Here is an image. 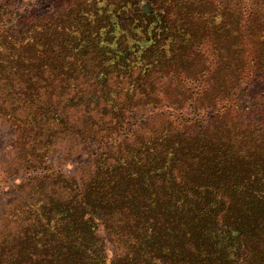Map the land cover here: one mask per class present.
<instances>
[{"label": "trees", "instance_id": "obj_1", "mask_svg": "<svg viewBox=\"0 0 264 264\" xmlns=\"http://www.w3.org/2000/svg\"><path fill=\"white\" fill-rule=\"evenodd\" d=\"M169 5L171 25L160 12L157 18L165 27L150 35V43L145 30L154 14L138 11L128 25L96 26L87 22L85 9L77 11L83 15L71 19L64 36L68 46H74L73 67L84 68L68 67L64 76L78 85L96 80L101 98L114 99L121 91L122 106L132 111L150 103L188 109L200 117L195 121L181 115L174 122L193 123L196 133L192 129L165 139L158 133L153 144L159 142V148L148 147L151 150L142 157L149 163L96 172L79 190L71 182L76 192L69 191L68 201L45 196L19 203L0 237V264H264V161L258 156L264 123L250 119L247 127L238 123L232 131L226 123L219 124L218 133L216 121L211 130L201 124L204 114L213 120L223 114L228 100L241 102L239 93L251 96L254 104L250 100V111L247 105L238 111L263 115L264 0H252L248 7L241 0H216L208 13L187 0H171ZM120 8L125 10L124 5ZM9 14L0 4V22ZM192 17L198 24L188 22ZM33 19L29 28L37 22ZM175 22L197 24L201 30L178 29ZM52 24L41 32L52 30ZM246 44L249 50H244ZM15 50L0 59L1 69L21 66L24 60ZM124 81L127 87L116 90ZM136 93L140 99L133 105ZM233 108L232 104L224 111L234 112ZM234 117L224 116L238 120ZM105 123L106 130L122 128L120 123ZM179 161L184 167L164 169ZM240 201L236 209L227 206ZM25 220L37 222L40 230L31 227L12 234ZM98 225L112 241V258L106 255L105 240L96 236Z\"/></svg>", "mask_w": 264, "mask_h": 264}, {"label": "rangeland", "instance_id": "obj_2", "mask_svg": "<svg viewBox=\"0 0 264 264\" xmlns=\"http://www.w3.org/2000/svg\"><path fill=\"white\" fill-rule=\"evenodd\" d=\"M170 1L154 0L153 3H147V0H0V4L6 5L7 12L10 13V17L0 22V40L3 41L0 42V59L11 48H16L13 53L24 60L21 66L20 63H15L11 68H0V237L7 232L5 228L9 214L19 203L36 202L45 196L68 201L69 191H74L71 182L76 183V189L79 190L81 183L96 172L108 174L107 169L112 167L133 166L136 162L140 165L149 163L145 158L142 160V157L147 155L146 151L159 148V142L157 145L153 144V138L158 133L165 139L170 135L192 132L193 123L174 122L175 119L179 121L181 115L183 118L195 117V121L200 117L191 114L188 109L179 111L165 103H150L135 109L133 107L132 111L127 105L122 106L124 94L121 91L114 99L101 98L99 96L103 91L96 80L78 85L79 81L68 80L66 74L64 76L68 67L69 71L84 68L77 67L79 64L73 67L70 57L74 46H68L64 36L67 24L69 23L70 31L71 19L80 14L77 11L85 9L87 22L96 26H105L106 22H113L114 25L125 22L128 25L129 21L139 16L138 11L150 13L149 17L154 14L156 17H150L152 23L145 30L148 41L155 31L162 32L159 27L164 24L157 18L160 12L167 20V25H171ZM187 1L193 3L194 7L199 5L197 0ZM241 1L243 6L248 7L252 0ZM200 2L202 4L198 9L208 13L216 0ZM123 5L124 11L120 8ZM104 9L107 11H103ZM120 11H123V15H120ZM41 16H46L47 19L39 21L38 17ZM33 17L37 22L29 28ZM188 22L197 23L195 17ZM185 23L182 22V26L175 22V25L178 29L185 27L188 31L201 30L196 28L198 23L194 26L190 23L186 26ZM51 24L52 30L44 35L41 31ZM127 27L131 28L130 25ZM90 31L93 32L92 29ZM118 33L116 31L117 37ZM22 34L25 36L22 37ZM247 49L250 47L246 44L244 50ZM1 63L4 64L0 61ZM93 65H89V68ZM195 65L200 66V63ZM137 66L139 64L136 63ZM137 70H133V77ZM110 83L113 84L112 81ZM124 85L127 87L125 81L116 85V90ZM261 89L264 90V86ZM137 93L133 96V105L139 102L140 96ZM239 94L241 102L227 101L228 106L234 105V112H225L228 107L226 105L220 111L223 114L218 115L215 120L204 114L201 116V124L204 125L202 128L208 125V130H211L212 122L216 121L218 133L219 124L226 123L228 130L232 131L238 123L247 127L250 119L264 123V108L260 109L263 115L254 109L256 114L253 116H249V112L242 114L238 111L244 105L250 111L251 100L248 94ZM260 95L262 96L261 93ZM178 96H181L180 93ZM216 102L218 104L219 99ZM123 107L126 108L120 110ZM227 114L238 120H226L224 116ZM105 122L120 123L122 128L106 130L108 125ZM150 129L154 130L153 136H149ZM259 144L258 156L264 161V137ZM173 162L165 166L167 172L170 168L184 167V161L175 164ZM174 176L178 178L176 172ZM241 202L232 205L228 203L227 206L236 209ZM31 227L40 230L37 222L25 220L20 226L15 225L16 229L12 230V234L17 229L24 233V230ZM22 234L17 237H22ZM105 234L104 227L98 225L96 236L99 240H105L106 255L112 258V241Z\"/></svg>", "mask_w": 264, "mask_h": 264}]
</instances>
